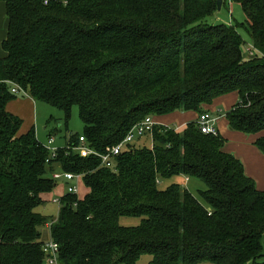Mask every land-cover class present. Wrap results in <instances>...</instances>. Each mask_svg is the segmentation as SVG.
<instances>
[{"label": "trees", "instance_id": "1", "mask_svg": "<svg viewBox=\"0 0 264 264\" xmlns=\"http://www.w3.org/2000/svg\"><path fill=\"white\" fill-rule=\"evenodd\" d=\"M232 1L243 22H213L216 0H4L0 264H45L41 225L62 264H138L144 255L147 264H264V190L223 149L218 131L202 133L196 120L157 124L151 146L131 145L110 167L72 148L83 135L105 152L147 116L179 111L197 119L236 92L224 112L228 126L256 135L264 153V0ZM239 27L252 54L241 48ZM18 95L60 109L65 123L77 107L82 132H68L49 158L34 125L22 130L23 119L8 109ZM57 169L80 174L86 193L62 194L48 222L35 209L57 185L50 176ZM180 176L205 185L204 203L185 185L162 187ZM123 216L140 221L121 225Z\"/></svg>", "mask_w": 264, "mask_h": 264}, {"label": "rangeland", "instance_id": "2", "mask_svg": "<svg viewBox=\"0 0 264 264\" xmlns=\"http://www.w3.org/2000/svg\"><path fill=\"white\" fill-rule=\"evenodd\" d=\"M213 22H221L225 24H235L240 23L245 20L244 12L241 9L239 3L234 2L232 0H225V5H223L220 10H216L215 14L212 18ZM239 33L242 35L244 42L242 45L243 52L246 51V48L250 45L249 37L243 27L238 28ZM217 99H220L221 102H218ZM215 99L208 107L209 111H215L217 106L220 108V113L224 114L231 106L228 100L231 99V96H220ZM212 106H214V110H211ZM13 108L18 115L23 119L22 130H27L30 126L34 125L36 136L40 143L44 146L47 145V137L49 134H54L55 143L54 146L61 147L64 146L66 141V135L68 132L72 133H81L82 132V123L78 117L77 107H73L71 110V115L68 121L65 123L63 119L62 111L56 107H53L42 101H31L28 96L18 95L14 100H12L8 104V108ZM219 108L217 110H219ZM179 112V111H178ZM217 114V113H216ZM192 121V120H190ZM182 123L170 122L166 125L171 127H180L182 128ZM138 146L143 145H152L150 135H145L144 137L138 139L134 143ZM184 180L185 183H184ZM62 179L57 181V185L54 189L43 195V203L39 205L35 210L43 215H47L48 219L51 222L56 219L58 214V204L52 202V199L56 196H61L66 192V188L63 183H61ZM171 183H179L185 185L188 190L201 202L204 203L202 198L200 197V190L205 188V185L196 178H187L180 177H172L170 179L164 180L162 183V187L167 186ZM161 187V183H159ZM86 193V189L83 186H80L78 196L82 197ZM140 221V218L137 217H129L123 216L119 219L121 225H136ZM41 232V240L45 241L49 238V229L46 225H41L39 227ZM150 256L144 255L138 261V264H147ZM46 264V263H45Z\"/></svg>", "mask_w": 264, "mask_h": 264}, {"label": "built area", "instance_id": "3", "mask_svg": "<svg viewBox=\"0 0 264 264\" xmlns=\"http://www.w3.org/2000/svg\"><path fill=\"white\" fill-rule=\"evenodd\" d=\"M46 3V1H44ZM253 46L250 43L249 47L246 48V52L252 54ZM13 93H22L27 95L24 90H21L19 87L15 86L12 88ZM215 117L211 116L209 113L205 112L198 116L196 119L197 126L202 133L205 134H212L216 135L217 130L214 126ZM159 123L155 122L152 117L147 116L140 122L134 124L127 132L125 137L117 144L113 145L112 147L108 148L105 152H98L92 147H90L83 135L78 137V143L73 146L72 148L79 153L82 157H87L89 155L97 156L101 163L104 166L110 167L111 162L115 156L119 153L126 151L129 149L131 145H133L139 138L145 136L146 134L150 135L152 133V129L155 125ZM46 149L49 151L50 155L49 158H54L56 155L57 147L54 146V138L48 137L47 145L45 146ZM48 158V159H49ZM47 159V161H48ZM50 176L55 180L58 181L62 179L61 183L64 184L66 188V192L78 194L80 186H81V175L78 173H72L69 171H62V170H54L51 172ZM60 197L56 196L52 199V202L58 204L60 206ZM58 206V207H59ZM59 245L57 242L53 241L50 236L48 240L43 241L41 249L44 253V262L46 264H62L58 260V249Z\"/></svg>", "mask_w": 264, "mask_h": 264}, {"label": "crops", "instance_id": "4", "mask_svg": "<svg viewBox=\"0 0 264 264\" xmlns=\"http://www.w3.org/2000/svg\"><path fill=\"white\" fill-rule=\"evenodd\" d=\"M6 31L7 18L5 14V2L4 0H0V57L4 55L1 42L6 36ZM225 96H231V99L228 100L229 102L231 101L230 106L235 104L238 100L236 92H230ZM30 100L33 101L31 98ZM217 100L221 102L220 99ZM211 108V110H214V106ZM216 108L218 109L219 107L217 106ZM8 109L18 115L12 107ZM217 109L215 111H210V115L215 117L214 126L218 133L225 139L223 149L239 159L243 165L245 174L253 180L255 187L259 190H264V153L253 144L257 136L232 130L228 126L224 114L220 113V108L219 110ZM196 117L197 113L195 112H174L168 115L153 117V120L159 124L165 125L170 122L182 123L181 125H184L190 120H196ZM50 136L54 138L55 143L54 134H49L48 137Z\"/></svg>", "mask_w": 264, "mask_h": 264}, {"label": "water", "instance_id": "5", "mask_svg": "<svg viewBox=\"0 0 264 264\" xmlns=\"http://www.w3.org/2000/svg\"><path fill=\"white\" fill-rule=\"evenodd\" d=\"M222 4V0H216V9L220 10Z\"/></svg>", "mask_w": 264, "mask_h": 264}]
</instances>
